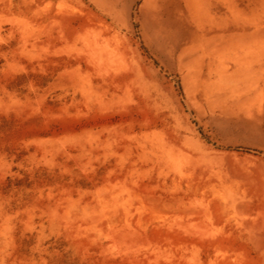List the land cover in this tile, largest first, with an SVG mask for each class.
I'll return each mask as SVG.
<instances>
[{
  "label": "rangeland",
  "instance_id": "1",
  "mask_svg": "<svg viewBox=\"0 0 264 264\" xmlns=\"http://www.w3.org/2000/svg\"><path fill=\"white\" fill-rule=\"evenodd\" d=\"M0 264H264V0H0Z\"/></svg>",
  "mask_w": 264,
  "mask_h": 264
}]
</instances>
